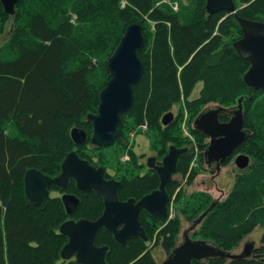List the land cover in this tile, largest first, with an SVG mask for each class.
<instances>
[{
	"label": "trees",
	"instance_id": "1",
	"mask_svg": "<svg viewBox=\"0 0 264 264\" xmlns=\"http://www.w3.org/2000/svg\"><path fill=\"white\" fill-rule=\"evenodd\" d=\"M122 1L33 0L35 8L31 15L26 5L29 0H20L17 6L16 10L21 6L18 18L21 15L24 23L14 25L9 41L0 48V264L62 263L61 251L68 238L61 235V225L69 220L95 221L102 216L103 200L95 192H80L74 180L65 189L81 200L73 215L67 214L60 196L50 195L40 206L33 205L26 196L25 174L36 169L55 178L60 175L66 156L80 150L85 152L88 160L92 156L96 159L92 152H97V164L112 170L107 164L112 166L113 161L106 164L102 154L106 148L92 146L94 149H89L93 127L84 119L98 113L100 93L110 80L107 61L127 27L133 24L143 27L146 38V44L139 52L145 72L140 83L134 86L133 107L123 114L119 127L122 138L148 123L151 127L163 128L161 147L155 149L159 159L168 154L171 146L189 149V142L182 138L180 130L186 109L188 126L197 137L200 150L204 151L208 145L203 140L207 137L192 128L202 107L218 102L225 111H234L236 100L249 95L243 102V112L250 135L236 153L249 156L251 165L237 173L234 188L223 201H214L208 193H195L186 198L180 182H171L167 187L168 209L169 214L172 207L175 209V217L159 218L146 211L141 213L148 242L134 239L123 247L108 231L99 232L95 244L109 248L107 264H156L152 249L161 244L170 255L176 248L184 222L195 224L213 204L214 209L192 235L193 240H205L226 252H233L257 226L264 228V111L255 106L254 99L262 90L256 91L245 83L244 76L250 64L233 48L243 35L237 15L264 23V0H234L237 15L221 12L210 19L203 12L207 2L203 0L200 9L185 15L186 20L173 10L156 7L157 0H128L131 6L126 9L120 8ZM0 11H3L2 5ZM71 16L77 17L75 24ZM144 16L157 22L156 33H152L156 38L153 51L147 46ZM121 20L123 25L119 35L118 30L112 29ZM165 22L170 23L171 28ZM217 27L220 36H214ZM231 29L239 34L232 42L233 47L227 44L216 51L221 36H228ZM94 60L99 63L101 75L95 72L98 63ZM180 67L183 70L179 74ZM101 76L105 77V85H100ZM200 81L204 82L201 96L190 101L189 97ZM182 99L185 106L181 107L176 120L164 127L162 118L174 112L172 108ZM10 123L14 130L6 127ZM76 127L88 134V141L83 146H77L72 140L71 131ZM121 141L116 140L114 144L121 146ZM131 155L133 162L115 173V178L123 184L119 192L121 201L142 198L157 190L160 184L157 174L143 178L136 175L135 170L143 166L134 152ZM199 157L198 167L190 170L194 159L192 150L181 156L177 174L183 179L188 178L186 183L190 184L206 171L203 154ZM49 191L59 193L64 190L51 186ZM174 199L177 201L173 202ZM226 263L263 264L220 258L193 262ZM65 264L79 263L73 258Z\"/></svg>",
	"mask_w": 264,
	"mask_h": 264
},
{
	"label": "water",
	"instance_id": "2",
	"mask_svg": "<svg viewBox=\"0 0 264 264\" xmlns=\"http://www.w3.org/2000/svg\"><path fill=\"white\" fill-rule=\"evenodd\" d=\"M0 2L4 12L13 16L20 0H0ZM221 12L237 15L234 0H207L204 14H208L209 19ZM237 20L243 37L234 43V49L241 59L250 64L244 81L256 91H264V23L247 20L238 15ZM144 44L143 27L140 24L130 25L114 54L107 61L110 80L100 93L98 113L88 116V121L93 126L91 144L95 147L112 146L121 137L119 127L122 115L133 107L134 86L140 83L145 72L144 64L139 57ZM243 101L242 97L239 100L238 110L228 123L221 124L219 121L220 113L225 111L223 107L201 113L195 120V129L210 138V144L204 153L209 166L214 162L220 165L228 163L235 150L250 135V132L244 128ZM174 120L175 115L171 112L163 117L162 124L166 127ZM71 137L77 146L85 145L88 141V134L82 128H74L71 131ZM188 153V148L171 146L162 165L155 168L160 176L159 189L138 202L135 199L121 201L119 190L122 184L116 180H107L104 168H95L88 161L80 158L77 152H71L66 156L61 167L62 172L55 178L45 176L36 169L28 170L25 174L26 196L33 205L40 206L45 199L50 197L49 188L51 186L64 190L68 187L70 179L76 182L81 192H95L104 200L103 215L96 221L69 220L61 225V235L68 238L67 244L61 251V258L64 261L75 258L79 264H107L106 256L109 248L107 246L98 247L95 244L99 232L103 228L106 229L123 247L134 239L148 242L149 238L140 220L141 213L146 211L159 218L168 217L167 187L173 181V175L177 172L181 156ZM154 161L156 158H150L148 165L153 167L152 162ZM235 164L238 169L246 170L251 165V159L241 154L236 158ZM61 200L69 216L75 213L81 202L77 196L72 194H64ZM214 207L215 204L202 214L194 227L200 225ZM184 236V242L175 248L161 264H193L194 261H208L214 258L243 261L249 259L255 250L253 243L246 245L241 254H234L205 240H193L188 234Z\"/></svg>",
	"mask_w": 264,
	"mask_h": 264
},
{
	"label": "rangeland",
	"instance_id": "3",
	"mask_svg": "<svg viewBox=\"0 0 264 264\" xmlns=\"http://www.w3.org/2000/svg\"><path fill=\"white\" fill-rule=\"evenodd\" d=\"M32 1L33 0H29V3L26 4V5H28L27 12L31 10L29 15L34 13V10H32V9L35 8V5H33ZM202 2H203V0H194V1L193 0H157L156 7L161 6L167 10H173L175 13L180 14V16L183 19H185V15H187L189 12H191V10L200 9ZM19 4H20V2H19ZM119 4H120L121 9L122 8L126 9L127 7L131 6V4L129 3L128 0H123ZM206 4H207V2H206ZM19 8H20V10L16 11V16H14V17H8V16H6L4 11H0V48L5 47L4 45H6L7 42L9 41L14 25H18L19 23H21V24L24 23L22 18H21V15L18 18V14H20V11L22 12L21 6ZM205 8H206V6H205ZM71 18H72L73 24H75V20L77 19V17L71 16ZM142 18H143V22L145 23V26H146V29L148 32V44H147V46L149 47V49L151 51H153L155 43H156V38L152 33L153 32H154V34L156 33L157 22L151 21L148 16H144ZM207 19H208V17H207ZM224 19L225 18H223L219 22V24L221 22H223ZM165 24L167 27L171 28L170 23L165 22ZM122 25H123L122 20L117 21L114 24L112 31L118 30L119 35H120L122 32ZM231 31H232V33H231ZM231 31H230L228 36H221V39L217 44L216 51H220L223 48V46L227 45V44H231V46H232L233 40L239 38V36H238L239 34L237 35L236 31L233 32L234 29L233 30L231 29ZM149 33H150V35H149ZM214 36H220L218 27L216 28V30L214 32ZM145 41H146V39H145ZM209 42H210V40L206 41L203 45H205ZM169 44L171 45V39H169ZM94 61L97 62V60H94ZM76 64H78V63H75V65ZM96 65H97V70L95 72H96V74L101 75L103 72L99 66V63ZM182 70H183V67H180L179 68V74L182 72ZM107 83H106V85H107ZM101 84L105 85V77L104 76H101L100 85ZM203 87H204V82H202V81H200L199 83L196 84L193 92L191 93V95L189 97L190 101H194V100L200 98V96H201L200 93H201ZM242 97L244 98V96H241L238 100H236V104L233 105L234 111L238 110L239 100ZM248 97H249V95L245 96L243 102L247 101ZM254 99H255V106L262 107V110L264 111V91H262L261 93L256 95V97ZM184 106H185V100L182 99L180 101V103L177 104V106L172 108V111H174L172 113H174L175 115H177V114L179 115V112H181V107H184ZM219 107H223V106H221L218 102L208 103L204 107H202V110H201L199 115H201V113H205L209 110L218 109ZM229 108H232V107H229ZM169 113H171V112H169ZM199 115L196 117V119L199 117ZM188 119H189L188 118V112L185 109L184 110V120H183V123H182L180 130H181L182 138L189 142V149L192 150V153L194 155V159H193V161L189 167L191 170L192 168L198 167V165H199V159L198 158H200L199 157L200 154H203L204 159H205L204 153L208 149V147L204 151L200 150L201 148L198 145L199 141H198L197 137L192 133L191 128H189V126H188ZM84 120L89 122L87 116L85 117ZM195 120L192 123L193 124L192 128L194 127V129H195ZM89 123H91V122H89ZM263 123H264V121H263ZM6 127H8L9 130H14V125L12 123L7 124ZM162 129H163L162 127L158 128L157 126L151 127L150 124L148 125V123H146L142 126H139L138 128L136 127L135 129L131 130L127 134V136H126L127 138L126 137H124V138L120 137V140L122 139V141H121L122 145L121 146H117V145L113 144L112 147L109 146V148L103 147V148H106V149H103V153H102L103 156H105V158H106L105 163L107 164V163L113 161L112 166H111V164H109V165L107 164V166L112 169L111 173H113V174L117 173L118 174L125 167H128L130 165V163L133 162V159L131 157L132 156L131 153H133L132 149L136 150L139 154L143 153V152L149 153V155L155 154V152H156L155 149L161 147L159 141L161 138ZM12 136H15V134H12ZM203 142H205L209 146L210 138L207 137V139H204ZM92 146L93 145H90V147H89L90 150L94 149L93 148L94 146L93 147ZM116 149L118 151H116V153L114 154V151ZM151 151H153V152H151ZM92 153L96 156V160L98 161L97 152H92ZM142 161L144 162L143 159H142ZM204 166H205L206 171L199 174V176L194 181H192L193 183L191 182L192 184L191 183L189 184L188 182L186 183L188 178L183 179L178 174L176 176H174V180L176 181V183L180 182L181 186L185 190V197L186 198L190 197L191 195H193L195 193H208L214 201L225 200L226 197L229 196L230 192L234 188L235 177H236L237 173L240 171V169L237 168L235 163H232L227 167H223L221 169V172L219 173V175L216 176L215 167L209 166L206 162V159H205ZM135 171H136V175H141L144 173L143 168L139 169V170L136 169ZM120 174H122V173H120ZM51 195L57 196L58 193L54 192V193H51ZM175 199H176V197H175ZM175 199L173 200V202L175 201ZM173 206L175 207V205H173ZM174 217H175V209L173 210V207H172V209H170L169 219H172ZM200 225H198V227L196 228V227H194V222L193 223L184 222V225L181 227L179 234H178L179 236L177 238L176 248L184 242V237H185L184 235L185 234H188L191 237V239H194L192 237V235L200 228ZM263 238H264V228L257 226L247 237H245V239L241 242L239 247L236 250H234L232 253H234V254L239 253L243 243H247V242L252 241V240H255V241L259 242L260 244H262V250H263V244H264ZM156 240H157V238L155 236V241ZM198 240H201V239H198ZM151 252L153 253L156 264H161L169 256V254L167 253L168 251H165V249L162 247L161 244H159L158 246L153 248ZM263 253H264V250H263ZM65 262H67V261H64V262L59 263V264H65ZM226 264H228V263H226Z\"/></svg>",
	"mask_w": 264,
	"mask_h": 264
},
{
	"label": "flooded vegetation",
	"instance_id": "4",
	"mask_svg": "<svg viewBox=\"0 0 264 264\" xmlns=\"http://www.w3.org/2000/svg\"><path fill=\"white\" fill-rule=\"evenodd\" d=\"M0 5H2L1 4V2H0ZM3 7V6H2ZM17 9V6L15 7V14L13 15V16H10V15H7L6 13V15L7 16H9V17H14V16H16V10ZM3 11H4V8H3ZM242 31V30H241ZM242 34H243V32H242ZM242 37H243V35H242ZM241 37V38H242ZM240 38V39H241ZM238 41V40H237ZM214 110V109H213ZM128 113V112H127ZM234 113H235V111H223V112H221L220 113V115H219V121H220V123L221 124H225V123H228V122H230L231 121V119L234 117ZM126 114V113H125ZM175 115V114H174ZM123 116L124 115H122V119H123ZM175 120H176V115H175ZM245 128V130H247V131H249V129H247L246 127H244ZM250 132V131H249ZM202 134V133H201ZM93 136V135H92ZM121 138H122V136H121ZM92 140V139H91ZM83 146V145H82ZM95 147V146H94ZM96 148H98V147H96ZM238 149V148H237ZM236 149V150H237ZM236 150H235V152H234V154H233V156L231 157V159H230V161L228 162V163H225V164H221L220 165V163H212L210 166L211 167H215V171H216V176H218L219 175V173L221 172V169L223 168V167H227V166H229L230 164H232V163H235V160H236V158L239 156V155H241V154H243V153H236ZM73 152H76V151H73ZM132 152H134L135 153V155L138 157V162L140 163V165L141 166H143V169H144V173L143 174H141L140 176L143 178V177H147V176H150V175H155V174H157L158 175V177H159V180H160V176H159V174H158V172L156 171V167H160L161 165H162V162H163V159H159L158 158V155L156 154V152H155V154H150L149 155V153H146V152H143V153H138L136 150H133L132 149ZM151 152H153V151H151ZM77 154H79V156H80V158H82L83 160H86V161H88L92 166H94L95 168H101L102 166L101 165H99V164H97V161H96V159H95V157H91L90 158V160H88L87 159V157H86V154H85V152L84 151H82V150H80L79 152L77 151ZM150 158H156V161H154V162H152V165H153V167H150L149 165H148V161H149V159ZM142 159L144 160V162L142 161ZM103 168V167H102ZM178 168V167H177ZM106 170V169H105ZM111 171L112 170H106V174H105V178L107 179V180H116V181H118V182H120L121 184H122V182L120 181V180H118V179H116L115 178V173L113 174V173H111ZM62 172V171H61ZM61 174V173H60ZM177 175V172H176V174H174L173 175V181L172 182H176L175 180H174V176H176ZM71 180H73V179H70V181H69V184H70V182H71ZM68 184V185H69ZM122 186H123V184H122ZM122 186H121V188H122ZM159 187H160V184H159ZM57 188H59V187H57ZM121 188H120V190H121ZM59 189H61V188H59ZM159 189V188H158ZM157 189V190H158ZM61 190H63V189H61ZM79 190V189H78ZM120 190H119V192H120ZM80 191V190H79ZM156 191V190H155ZM81 192V191H80ZM152 192H154V191H152ZM152 192H150V193H148V194H145V195H143L142 196V198L143 197H145V196H147V195H149V194H151ZM51 193H54V192H51L50 191V195H51ZM60 193V194H59ZM59 193H58V195L57 196H60V198L64 195V194H69V193H67V192H65V189H64V191H59ZM83 193H85V192H83ZM73 195V194H72ZM97 195V194H96ZM76 196V195H75ZM79 198V197H78ZM100 198V197H99ZM120 198V197H119ZM142 198H131V199H135L137 202L139 201V200H141ZM80 199V198H79ZM102 199V198H101ZM103 200V199H102ZM81 201V200H80ZM128 201V200H127ZM103 202H104V200H103ZM123 202H126V201H123ZM169 202V201H168ZM81 203V202H80ZM104 209H105V206H104ZM169 210V209H168ZM104 212V211H103ZM103 215V214H102ZM141 218V217H140ZM98 220V219H97ZM75 221H77V220H75ZM79 221V220H78ZM91 221V220H90ZM96 221V220H95ZM102 230H106V229H102ZM101 230V231H102ZM100 231V232H101ZM107 231V230H106ZM98 236V235H97ZM255 244L254 245V247H255V250L253 251V253L251 254V257L249 258V259H247V260H243V261H260V262H262L263 264H264V253H263V250H262V244H260L259 242H257V241H255V240H252V241H249V242H247V243H243V245H242V247H241V250H240V252L239 253H237V254H241L242 252H243V250H244V248H245V246L246 245H249V244Z\"/></svg>",
	"mask_w": 264,
	"mask_h": 264
},
{
	"label": "bare ground",
	"instance_id": "5",
	"mask_svg": "<svg viewBox=\"0 0 264 264\" xmlns=\"http://www.w3.org/2000/svg\"><path fill=\"white\" fill-rule=\"evenodd\" d=\"M238 10V9H237ZM146 39V38H145ZM145 43H146V41H145ZM77 152V151H76Z\"/></svg>",
	"mask_w": 264,
	"mask_h": 264
}]
</instances>
